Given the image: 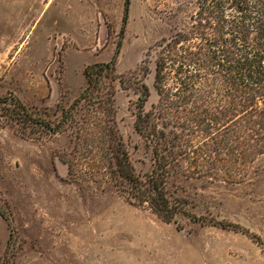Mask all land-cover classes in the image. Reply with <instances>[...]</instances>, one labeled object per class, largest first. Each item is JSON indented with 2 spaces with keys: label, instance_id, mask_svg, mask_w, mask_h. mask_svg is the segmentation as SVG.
Listing matches in <instances>:
<instances>
[{
  "label": "rangeland",
  "instance_id": "obj_1",
  "mask_svg": "<svg viewBox=\"0 0 264 264\" xmlns=\"http://www.w3.org/2000/svg\"><path fill=\"white\" fill-rule=\"evenodd\" d=\"M126 1L0 0V97L53 123L70 110L53 134L0 105V264H264V154L246 150L241 123L225 126V98L173 106L156 87L157 60L197 0H129L124 26ZM113 57L121 77L107 106L136 173L155 164L156 142L135 129L146 84L169 195L197 218L168 222L127 200L106 160L108 114L74 105L86 67Z\"/></svg>",
  "mask_w": 264,
  "mask_h": 264
},
{
  "label": "trees",
  "instance_id": "obj_2",
  "mask_svg": "<svg viewBox=\"0 0 264 264\" xmlns=\"http://www.w3.org/2000/svg\"><path fill=\"white\" fill-rule=\"evenodd\" d=\"M197 4L190 27L177 33L164 46L157 60L155 78L161 99L171 100L173 106H184L195 99L198 104L201 101L211 103L215 97L225 98L228 104L225 126L233 124L237 127L241 123L246 150L253 153L255 148L257 154H264V0H197ZM129 5L127 0L124 26ZM121 44L122 39L117 50ZM84 74L87 86L74 105L82 101L99 104L108 114L109 125L104 136L106 160L117 187L127 200L149 205L165 221L176 220L182 213L189 215L185 201L173 199L167 189L169 169L162 143L156 141L163 139L165 133L158 130L150 112L144 111L150 96L148 85H142L135 129L156 142L153 145L155 164L142 178L135 171L113 112L107 106L115 94V82L121 77L116 73V59L90 64ZM170 76L175 83L173 88L166 85ZM1 104L10 117L23 124L38 125L53 134L61 132L70 118L69 110L59 122L53 123L35 115L13 94L0 97ZM189 216L197 218L196 215Z\"/></svg>",
  "mask_w": 264,
  "mask_h": 264
}]
</instances>
